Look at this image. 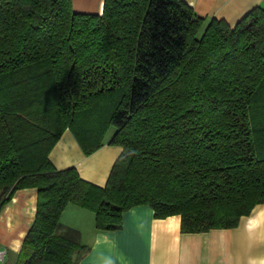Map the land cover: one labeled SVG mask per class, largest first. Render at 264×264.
Here are the masks:
<instances>
[{
	"label": "trees",
	"instance_id": "obj_1",
	"mask_svg": "<svg viewBox=\"0 0 264 264\" xmlns=\"http://www.w3.org/2000/svg\"><path fill=\"white\" fill-rule=\"evenodd\" d=\"M121 147L103 186L48 154L69 129L83 153ZM37 190L19 264H79L65 207L99 231L146 205L185 233L232 228L264 205V10L233 26L182 0H0V206Z\"/></svg>",
	"mask_w": 264,
	"mask_h": 264
},
{
	"label": "crops",
	"instance_id": "obj_2",
	"mask_svg": "<svg viewBox=\"0 0 264 264\" xmlns=\"http://www.w3.org/2000/svg\"><path fill=\"white\" fill-rule=\"evenodd\" d=\"M198 16L223 19L230 26L249 10H264V0H182ZM103 0H71L77 13L101 14ZM112 134V133H111ZM110 135L90 155H85L69 129H65L50 150L48 158L58 169L74 167L80 177L103 186L121 147L110 145ZM37 190H16L0 206V251L11 264H19L22 241L30 229ZM62 227L79 232L80 243L89 249L79 264H264V205L256 204L232 228L185 233L178 215L154 218L146 205L123 212L121 228L99 231L91 212L69 204L59 218ZM8 255V256H7Z\"/></svg>",
	"mask_w": 264,
	"mask_h": 264
},
{
	"label": "rangeland",
	"instance_id": "obj_3",
	"mask_svg": "<svg viewBox=\"0 0 264 264\" xmlns=\"http://www.w3.org/2000/svg\"><path fill=\"white\" fill-rule=\"evenodd\" d=\"M114 131V128L113 127H110L109 129H108V131L106 132V135L108 134V135H110L112 132ZM8 256V255H7ZM8 259H7V264H11V262H12V259L10 258L9 259V256L7 257Z\"/></svg>",
	"mask_w": 264,
	"mask_h": 264
},
{
	"label": "built area",
	"instance_id": "obj_4",
	"mask_svg": "<svg viewBox=\"0 0 264 264\" xmlns=\"http://www.w3.org/2000/svg\"><path fill=\"white\" fill-rule=\"evenodd\" d=\"M4 252L0 251V264H3Z\"/></svg>",
	"mask_w": 264,
	"mask_h": 264
}]
</instances>
